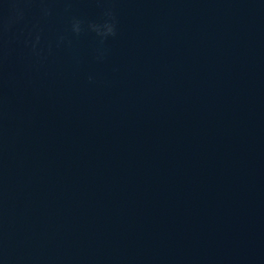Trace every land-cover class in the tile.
Returning <instances> with one entry per match:
<instances>
[{
	"label": "water",
	"instance_id": "obj_1",
	"mask_svg": "<svg viewBox=\"0 0 264 264\" xmlns=\"http://www.w3.org/2000/svg\"><path fill=\"white\" fill-rule=\"evenodd\" d=\"M0 264H264V0H0Z\"/></svg>",
	"mask_w": 264,
	"mask_h": 264
}]
</instances>
